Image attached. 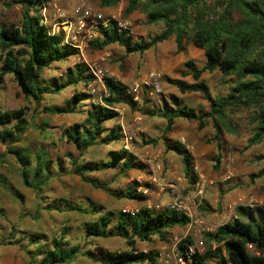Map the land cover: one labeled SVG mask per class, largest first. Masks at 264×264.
<instances>
[{"label": "trees", "instance_id": "trees-1", "mask_svg": "<svg viewBox=\"0 0 264 264\" xmlns=\"http://www.w3.org/2000/svg\"><path fill=\"white\" fill-rule=\"evenodd\" d=\"M47 0H11L20 8V19L17 23L0 25V84L4 76H10L18 93L24 100H32L37 106L44 95H57L67 87L92 83L84 64H74L67 68L59 78L44 81L40 73L52 64L65 62L78 57V51L63 42L61 32L51 34L40 16V3ZM126 7L122 13L126 17L138 10L146 24L161 23L162 29L147 40L137 39L124 31H116L115 22L110 20L98 37L87 46L100 51L109 45L121 47L124 56L141 55L156 44L169 38L173 39L176 53L183 51L186 41L202 51L204 63L195 68L190 61L184 62V68L191 76V83L182 80H167L179 94L198 93L207 103V110L184 109L177 106V98L169 96V103L162 102L155 111L147 116H156L164 122L162 132H169L177 119L196 122L198 131L208 123L213 135L205 141L213 143L214 154L211 158L212 169L217 170L221 155L222 143L220 130L224 126L233 133V126L226 121L235 110L246 111L250 136L246 139V148L258 145L264 140V0H125ZM119 0H99L102 8L116 7ZM5 6H9L6 4ZM218 71L220 77L231 78V86L222 96L211 97L209 88L203 79V73ZM103 85L107 96L101 99L102 104H90L84 119L63 129L61 137L79 153L96 145H107L121 139L119 126L106 128L104 124L117 118L112 108L127 106L133 109L134 102L126 93V86L113 78L104 77ZM85 94H73L65 106H44L41 112L50 115L72 113L76 105L85 100ZM173 107V108H172ZM25 107L15 110H1L0 125L8 126L0 131V144L4 152L13 156L19 167V177L24 188L34 189L39 193L41 187L33 188L28 182L29 158L22 154L21 148L13 145L20 142L26 129ZM148 143H154L150 140ZM164 152H172L179 157L182 165V177L189 186L197 181L193 172L190 154L185 147L176 141L162 140ZM32 168L33 179L44 175L48 180L50 161L36 156ZM260 162V168L249 176L250 180H260V191L264 197V154L254 157ZM42 164V167L39 166ZM117 168L120 173L139 170L141 164L135 157L119 149L109 153L107 160L101 163L87 162L77 164L71 161L70 174L78 177L83 183L100 189L116 199L145 202L148 196L137 192L139 185L133 182L118 193H111L106 185L92 177L90 173L105 169ZM44 173V174H42ZM39 183H43L40 181ZM92 209V210H90ZM59 212L90 214L95 206L81 208L64 205ZM234 218L212 232L202 234L204 250L193 254L186 264H206L213 260L215 264H264V208L261 206L238 205L234 208ZM189 222L182 211L168 206H141L132 213L117 211L105 213L84 226L85 239L120 238L128 250L116 253H104L102 264H157L158 254L155 250L137 251V242L147 243L153 237L160 242L169 238L174 228H182ZM31 243H36L31 240ZM192 241L189 237L176 244L180 254ZM39 251V250H37ZM79 254L76 245L59 239H52L50 248L38 264H64ZM26 255L32 259L29 252ZM27 264H31L28 262Z\"/></svg>", "mask_w": 264, "mask_h": 264}, {"label": "rangeland", "instance_id": "rangeland-1", "mask_svg": "<svg viewBox=\"0 0 264 264\" xmlns=\"http://www.w3.org/2000/svg\"><path fill=\"white\" fill-rule=\"evenodd\" d=\"M52 2L65 14H68L70 7L76 3L72 0H63V6H59L57 0H52ZM6 4L9 6H5ZM125 5V0H119L114 9L115 12L106 16L119 21H127L122 16ZM135 11L134 22L127 21L132 28L130 34L132 39L139 38L137 34H143V38L149 39L160 32L161 23L146 24L144 17L142 18L143 15L138 10ZM19 19L20 8L12 4L11 0H0V25L17 23ZM48 27H51V23L48 24ZM190 45L186 41L183 52L177 56L179 58L188 56L192 50H195ZM170 48L174 49V42L166 40L156 44L150 50L170 51ZM89 49L87 46L85 50L91 52ZM174 54L171 53V56ZM129 56L137 57L138 55ZM117 57L118 53L111 52L109 57L104 58L109 62H115ZM194 57L200 58L201 56ZM84 62L102 68L99 60L94 62L89 57H85V53H83V56L52 64L48 69H43L40 76L44 81H48L51 77L59 78L58 75L67 68H72L73 63L85 65ZM203 80L209 88L211 97L226 94L228 87L232 85L231 78L222 79L218 71L203 73ZM87 85L77 84V86L62 90L57 95H44L40 104L36 106L32 100H24L21 97L10 76L5 77L0 84L1 110L10 111L25 107L26 129L20 142L13 146L21 148L22 154L29 158L28 182H31L35 189L42 186L39 193L33 191L34 189L24 188L16 161L12 155L4 152L5 147L0 144V264H27L28 262L38 264L50 248L51 240L59 238L79 248V254L72 261L64 264H102L100 260L105 252L116 253L128 250V247L122 239L115 237L85 239L83 231L86 223L105 213L114 214L117 211L137 210L144 205L149 208L168 206L174 202L176 196H178L177 202L183 208L181 211L188 216L190 222L182 228L171 230L169 238L165 242H160L155 237L147 243L137 242L135 244L137 251L153 249L158 256L170 253L175 242L185 237H189L191 241H202L203 233L212 232L218 226L230 222L235 217L234 208L238 205L264 206L260 180L249 179V176L261 166V163L256 162L254 157L264 154V140L258 145L246 148L250 127L247 113L242 109L235 110L226 120L233 126V133H230L224 126L219 131L222 155L217 170L212 169L211 158L215 152L213 143L205 141L213 135L210 123L198 131L193 122L177 119L176 123L184 121V125L176 126L177 124H175L171 128L173 132L171 131L170 136L175 135L174 139H178L177 134L184 131L186 137L179 138L178 142L187 147L185 149L189 154L194 151L199 152L202 148L208 150L207 148L212 146L207 157L199 159L191 157L193 167L199 162L203 166L202 172L210 175V177L201 175L197 178V181L201 179L205 181V188L200 195L195 194L194 185L189 186L183 179L179 157L172 152L163 151L162 140L174 141L173 138L166 137L170 131L164 134L162 132L164 122L157 117L146 116L147 109H143V106L133 107V109L121 106L117 118L104 124L106 127L119 126L120 129L132 134L129 150L131 154L137 156L135 159L141 164V168L125 173H120L117 168L105 169L92 172L89 176L104 183L111 193H118L127 185L136 182L139 185L137 189L148 190L147 200L142 202L116 199L100 189L83 183L78 177L70 174L71 161L74 160L77 164L82 165L87 162H104L109 153L120 149L121 144L120 139L107 145H96L81 154L61 137L66 122L73 123L81 120L90 104H102L97 95L89 96L86 93ZM80 93L85 94L86 97L79 104L80 108L76 105L75 113L78 115L70 114L67 117H60L41 112L43 106L63 107L73 94ZM190 95L194 94L180 95L177 106L195 110L207 108L198 105L200 97ZM168 104L170 103L168 102ZM205 104L207 103L205 102ZM151 110L154 111V109ZM64 118H68V121ZM7 127L0 125V131ZM150 140H154V143H148ZM37 155L42 158V161H50L48 168L51 176L48 180L44 178V175H38L33 179L32 168L36 164ZM166 155L174 159L167 158ZM139 158L150 160L151 164H142ZM39 166L42 167V164ZM155 166H158L159 170H155ZM197 170L199 172V166ZM193 172L196 171L193 169ZM40 181L43 183H39ZM89 203L95 206V212L87 215L57 211L67 204L86 209ZM31 240L36 243L32 244ZM26 252L32 256L31 260ZM206 264L215 263L210 260Z\"/></svg>", "mask_w": 264, "mask_h": 264}, {"label": "built area", "instance_id": "built-area-1", "mask_svg": "<svg viewBox=\"0 0 264 264\" xmlns=\"http://www.w3.org/2000/svg\"><path fill=\"white\" fill-rule=\"evenodd\" d=\"M49 11H51V13H49ZM39 14L44 25L48 26V24L51 23V27H49L50 33L56 34L61 32L63 35V42L66 45L75 48L78 51L79 56L82 53L83 47L89 42L95 40L98 37L99 30L106 28L110 20L115 22L116 31H124L129 35L132 33V28L127 21H119L113 17L104 16L102 13L94 10L86 0H78L73 7H70L68 14H65L60 8H58L52 0H47L46 2L42 1L40 3ZM84 63L88 74L93 80L92 83L87 85L86 93L89 96L97 95L98 99L101 100L107 96L106 89L103 85V78L108 76H106L104 69L93 64ZM161 77L162 75L159 72H147L138 81H134L130 85H127L126 93L130 95L132 101L136 100V95L141 90H144L149 94L159 95L161 93ZM112 110L115 111L117 115L120 114L118 107L112 108ZM131 142L132 134L124 129H121L120 149L131 154L129 150ZM133 156L135 158L137 157L136 155ZM139 161L142 164H151L150 160H142L139 158ZM154 169L159 170V167L155 166ZM228 175H230V173H228ZM204 188L205 181L203 179L198 180L194 184L195 194L200 195ZM137 192H141L143 195L149 194L147 189L140 188L137 189ZM177 199L178 196L174 198V202L171 205H168V207L181 211L183 208L180 206L179 202H177ZM147 207L149 208V206ZM134 211L135 210H124L126 213H132ZM174 240L176 241L175 238ZM177 242L174 243L173 249L170 253L159 254L157 257V264H186L190 261L193 254H200L204 250L201 240H193L192 243L185 248L183 254H180L176 248Z\"/></svg>", "mask_w": 264, "mask_h": 264}, {"label": "crops", "instance_id": "crops-1", "mask_svg": "<svg viewBox=\"0 0 264 264\" xmlns=\"http://www.w3.org/2000/svg\"><path fill=\"white\" fill-rule=\"evenodd\" d=\"M72 1L75 3L78 0H72ZM86 1L91 5V7L94 10L102 13L104 16L112 14L115 12V10H114L115 7H112V8L100 7L99 6V0H86ZM57 4H59V6H63V0H57ZM125 7H126V5H125ZM49 13H51V11H49ZM135 13H136V11L131 12L129 15H127L125 17V19L128 22H134V20L136 18ZM142 18H143V16H142ZM137 35L139 36V38H137V39L147 40V38H143V34H137ZM137 39H134V40H137ZM168 40L173 41L172 38H169ZM190 46L195 50H192L190 52V54L188 56H186L185 58H183V57L179 58V56H177V55L181 54L183 51L180 53H176L175 48L174 49L170 48V51H162L159 49H157V50H155V49L150 50L149 49L148 51L144 52L141 55L137 54L138 55L137 57H132V56L128 57V56H124L122 48L118 47L117 45H109L100 51H94L92 49L91 50L89 49L91 52H88V50H85L87 48V45H85L83 47V50H82V53L80 56H83V53H85V57H89L94 62H97V60H99L101 67L106 72V76H108L109 78H113L115 81H117V82H119L125 86L130 85L134 81H138L147 72H150V71L159 72L162 75L161 81H160L161 93L159 95H153L151 93L150 94L146 93L144 90H141L137 93L136 100L132 101V102H134V107H137V106L142 107L143 106V109L146 108L147 110L145 111V115L147 116V113H150L153 111L151 109H154L156 111L160 107L162 102L165 101L168 103L169 102V99H168L169 96L172 95V96L176 97L177 99H179L180 95H183V94H179L178 91L173 86L168 84L167 80H182L185 83H191L192 82L190 74L188 73L187 69L184 68V65H183L184 62L190 61L195 68H200L203 65L204 58H203L202 51L197 50L192 45H190ZM183 50H184V48H183ZM111 52L118 53V57H117L115 62H113V61L109 62L108 59L104 58V57H109ZM168 52L170 53V55ZM171 53H175L174 56H171ZM78 56H79V54H78ZM194 56H197V57L201 56V57L196 58ZM74 64L75 63H73L72 65H74ZM86 72H87V70H86ZM87 74H88V72H87ZM61 75L62 74H59L58 77H60ZM136 76H138V77H136ZM5 77H7V76H4L3 80L5 79ZM51 78H56V77H51ZM200 79H203V74H201ZM75 86H77V85H75ZM71 87H74V86H71ZM67 88H69V87H67ZM186 94H194V95H190V96L200 97L201 100H199L200 102L198 103V105L203 106V107H205V106L207 107V104H205V101L202 99L200 94H198V93H186ZM52 96H54V95H52ZM128 96L130 97V95H128ZM83 101L79 102L77 104V106L79 107V104L82 103ZM75 109H76V107H75ZM75 109L73 110L72 113L62 114V115H53V116L67 117V115H70V114L78 115L77 113H75ZM206 109L207 108H203L204 111ZM85 112H84V117H85ZM48 115H50V114H48ZM84 117L81 120H78V121L73 122V123L66 122L64 125V129L70 125L80 123L84 119ZM152 117H156V116H152ZM64 119H66V121H68V118H64ZM193 123H194L195 128H196V126H197L196 122H193ZM175 124H177L176 126H182V125H184V121H182L181 123H176V121H175L173 125L175 126ZM43 125H46V124H43ZM106 128H111V127H106ZM171 131L173 132V129L170 130V132L166 136V137H168V139L176 137L175 135L170 136L172 133ZM177 135H178L177 137H179L180 139L182 137H186V134L184 133V131H182L180 134H177ZM178 139L175 138L174 141L176 140V142H178L179 141ZM212 146L214 148L213 144H212ZM212 146L207 148L208 150H205L202 148V149H200L199 152H195V151L191 152L190 156L194 159L204 158L205 156L207 157L209 155L208 153H210V151L212 150ZM184 147L187 149L186 146H184ZM166 157L167 158H173V157L168 156V155H166ZM198 166H199V172L197 170ZM193 169L196 171V172H194V174L197 176V178L201 177V175L210 177V175H208L206 172H202L203 166L199 162H197V164L194 165ZM146 196H149V194Z\"/></svg>", "mask_w": 264, "mask_h": 264}]
</instances>
